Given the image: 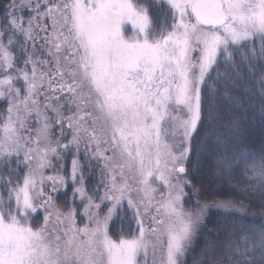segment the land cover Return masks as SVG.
<instances>
[{
    "label": "snow or ice",
    "instance_id": "obj_1",
    "mask_svg": "<svg viewBox=\"0 0 264 264\" xmlns=\"http://www.w3.org/2000/svg\"><path fill=\"white\" fill-rule=\"evenodd\" d=\"M0 264H264V0H0Z\"/></svg>",
    "mask_w": 264,
    "mask_h": 264
},
{
    "label": "trees",
    "instance_id": "obj_2",
    "mask_svg": "<svg viewBox=\"0 0 264 264\" xmlns=\"http://www.w3.org/2000/svg\"><path fill=\"white\" fill-rule=\"evenodd\" d=\"M249 120L251 121V118H252V115L253 113L252 112H249ZM254 135V138L258 140L259 136L261 135V132H260V129L257 127L253 133ZM251 211V210H250ZM118 224V223H117ZM115 227V226H114ZM191 259V258H190Z\"/></svg>",
    "mask_w": 264,
    "mask_h": 264
},
{
    "label": "rangeland",
    "instance_id": "obj_3",
    "mask_svg": "<svg viewBox=\"0 0 264 264\" xmlns=\"http://www.w3.org/2000/svg\"><path fill=\"white\" fill-rule=\"evenodd\" d=\"M118 226H119L118 224L115 225V227H118Z\"/></svg>",
    "mask_w": 264,
    "mask_h": 264
}]
</instances>
